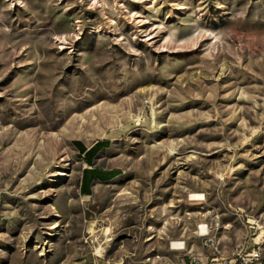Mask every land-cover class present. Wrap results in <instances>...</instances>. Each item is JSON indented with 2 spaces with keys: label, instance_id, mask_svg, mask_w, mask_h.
<instances>
[{
  "label": "rangeland",
  "instance_id": "1",
  "mask_svg": "<svg viewBox=\"0 0 264 264\" xmlns=\"http://www.w3.org/2000/svg\"><path fill=\"white\" fill-rule=\"evenodd\" d=\"M199 225L264 256V0H0V264L203 256Z\"/></svg>",
  "mask_w": 264,
  "mask_h": 264
},
{
  "label": "built area",
  "instance_id": "2",
  "mask_svg": "<svg viewBox=\"0 0 264 264\" xmlns=\"http://www.w3.org/2000/svg\"><path fill=\"white\" fill-rule=\"evenodd\" d=\"M199 237L207 240L209 253L204 254L202 257L195 254L193 249H188L186 241H172L170 242V248L177 252L176 256L179 259L175 261L166 258L160 264H264L263 252L260 245H255L253 248L246 250H237L231 254H225L221 252L219 242L211 237V229L207 225H204L203 230L201 228V236ZM173 242L176 243L174 246L172 245ZM180 253L187 255V258H180Z\"/></svg>",
  "mask_w": 264,
  "mask_h": 264
},
{
  "label": "crops",
  "instance_id": "3",
  "mask_svg": "<svg viewBox=\"0 0 264 264\" xmlns=\"http://www.w3.org/2000/svg\"><path fill=\"white\" fill-rule=\"evenodd\" d=\"M82 143L85 150L75 145L80 160L84 163V168L80 177V192L83 196H91L94 193V187L97 184H108L112 180L116 179L121 174V170L118 167H105L102 166L100 161L104 158V153L111 146V141L107 138L97 140L91 145L84 144L81 140H77ZM107 141V144L99 145L93 151L88 152L98 142ZM204 255V254H203ZM203 257V256H202ZM98 263L97 260L93 262Z\"/></svg>",
  "mask_w": 264,
  "mask_h": 264
},
{
  "label": "bare ground",
  "instance_id": "4",
  "mask_svg": "<svg viewBox=\"0 0 264 264\" xmlns=\"http://www.w3.org/2000/svg\"><path fill=\"white\" fill-rule=\"evenodd\" d=\"M190 199H202V194H199V193H191L190 194ZM201 228L202 230L204 229V225H199L198 227V236H201ZM204 240V245L207 247V240L206 239H203ZM176 243L173 242L172 245L174 246ZM263 259H264V256H263Z\"/></svg>",
  "mask_w": 264,
  "mask_h": 264
},
{
  "label": "trees",
  "instance_id": "5",
  "mask_svg": "<svg viewBox=\"0 0 264 264\" xmlns=\"http://www.w3.org/2000/svg\"><path fill=\"white\" fill-rule=\"evenodd\" d=\"M107 141H103V142H98L97 144H95V146H93V148H91L88 152L93 151L96 147H98L99 145H104L107 144ZM74 145H78L79 147H81L82 150H85V147L82 145V143L80 141L75 140L74 141Z\"/></svg>",
  "mask_w": 264,
  "mask_h": 264
}]
</instances>
